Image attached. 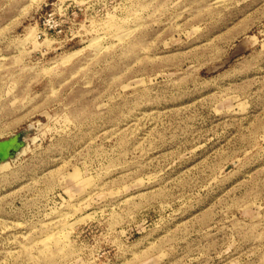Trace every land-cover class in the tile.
Segmentation results:
<instances>
[{
  "label": "rangeland",
  "instance_id": "1",
  "mask_svg": "<svg viewBox=\"0 0 264 264\" xmlns=\"http://www.w3.org/2000/svg\"><path fill=\"white\" fill-rule=\"evenodd\" d=\"M0 264H264V0H0Z\"/></svg>",
  "mask_w": 264,
  "mask_h": 264
},
{
  "label": "water",
  "instance_id": "2",
  "mask_svg": "<svg viewBox=\"0 0 264 264\" xmlns=\"http://www.w3.org/2000/svg\"><path fill=\"white\" fill-rule=\"evenodd\" d=\"M27 131L23 130L9 139L0 141V163L12 157L23 145Z\"/></svg>",
  "mask_w": 264,
  "mask_h": 264
},
{
  "label": "bare ground",
  "instance_id": "3",
  "mask_svg": "<svg viewBox=\"0 0 264 264\" xmlns=\"http://www.w3.org/2000/svg\"><path fill=\"white\" fill-rule=\"evenodd\" d=\"M2 163V162H1Z\"/></svg>",
  "mask_w": 264,
  "mask_h": 264
}]
</instances>
